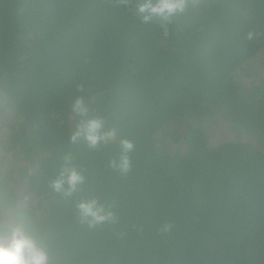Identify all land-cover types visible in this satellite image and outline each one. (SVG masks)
I'll return each instance as SVG.
<instances>
[{"label": "trees", "instance_id": "16d2710c", "mask_svg": "<svg viewBox=\"0 0 264 264\" xmlns=\"http://www.w3.org/2000/svg\"><path fill=\"white\" fill-rule=\"evenodd\" d=\"M136 9L0 0V225L42 236L49 264H264V0ZM90 118L115 138L73 142ZM214 118L243 135L209 143ZM70 169L82 182L54 190ZM89 199L111 217L89 226Z\"/></svg>", "mask_w": 264, "mask_h": 264}, {"label": "clouds", "instance_id": "9594fccd", "mask_svg": "<svg viewBox=\"0 0 264 264\" xmlns=\"http://www.w3.org/2000/svg\"><path fill=\"white\" fill-rule=\"evenodd\" d=\"M186 4L187 0H137L136 10L147 22L152 17L165 19L173 14L183 12ZM250 36L251 34H249V38ZM71 110L77 116H84L87 113L84 101L79 97L72 102ZM81 134L90 146H95L99 142H109L116 135L114 129L104 128V122L100 118L87 119L82 126L77 128L70 139L75 142ZM120 146L123 153H127L133 147L130 141L124 139L120 141ZM113 163L123 171L127 170L129 161L126 155H121L119 160ZM82 179L75 169H70L66 177L62 175L55 180L52 187L56 191L70 194L82 182ZM77 209L81 218L86 220L89 226L103 223L111 217V212L99 204L96 199L79 202ZM31 230L38 231L36 228ZM42 241V236L34 239L23 225L16 224L10 227L0 225V264H49Z\"/></svg>", "mask_w": 264, "mask_h": 264}, {"label": "rangeland", "instance_id": "374dc122", "mask_svg": "<svg viewBox=\"0 0 264 264\" xmlns=\"http://www.w3.org/2000/svg\"><path fill=\"white\" fill-rule=\"evenodd\" d=\"M201 128L203 130V132L205 133V135L209 138V143H214V141L220 140L223 138L224 134L229 133V137L233 136L235 138H237V135L242 136V131L240 127L234 126L235 128L233 130H231V132L229 131L228 127L222 126L221 123H219L218 119H209L208 121H203L201 123ZM233 131H238L237 133H232ZM3 134H5L4 132H2ZM241 137H239L238 140H240ZM10 158V157H9ZM12 160H9L8 162H11ZM17 172V171H16Z\"/></svg>", "mask_w": 264, "mask_h": 264}]
</instances>
